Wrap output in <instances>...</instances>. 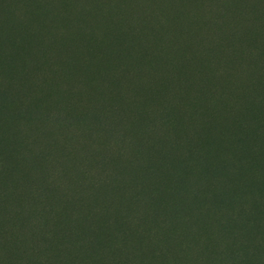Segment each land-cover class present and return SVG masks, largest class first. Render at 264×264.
<instances>
[{
	"label": "rangeland",
	"instance_id": "obj_1",
	"mask_svg": "<svg viewBox=\"0 0 264 264\" xmlns=\"http://www.w3.org/2000/svg\"><path fill=\"white\" fill-rule=\"evenodd\" d=\"M255 153L264 0H0V264H176L173 187Z\"/></svg>",
	"mask_w": 264,
	"mask_h": 264
},
{
	"label": "trees",
	"instance_id": "obj_2",
	"mask_svg": "<svg viewBox=\"0 0 264 264\" xmlns=\"http://www.w3.org/2000/svg\"><path fill=\"white\" fill-rule=\"evenodd\" d=\"M261 144L259 140L258 147ZM258 158L255 153L231 175L223 176L222 181L210 180L203 189L190 192L179 183L173 187V200L180 211H174L160 241L158 235L153 237L163 246L162 260L172 257L176 264H264V163ZM200 215L206 224L199 227L193 217Z\"/></svg>",
	"mask_w": 264,
	"mask_h": 264
}]
</instances>
